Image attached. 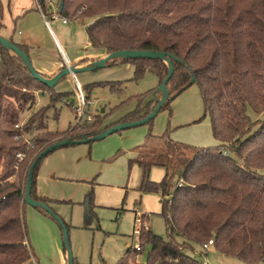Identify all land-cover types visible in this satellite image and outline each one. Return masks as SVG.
<instances>
[{"label": "trees", "instance_id": "obj_1", "mask_svg": "<svg viewBox=\"0 0 264 264\" xmlns=\"http://www.w3.org/2000/svg\"><path fill=\"white\" fill-rule=\"evenodd\" d=\"M44 2L37 0L42 9ZM153 2L58 0L57 10L62 18H92L85 29L88 42L106 55L119 51L163 53L173 73L160 112L170 113L171 102L196 84L209 116L216 146L197 149L174 142L168 132L149 134L129 160L130 166L137 165L142 171L138 191L161 195L165 220L166 239L151 231L138 238L143 251L150 246L145 264H208L186 250L209 240L225 257L244 264H264V119H252V115L264 113V0ZM3 28L0 23V31ZM15 45L27 54L25 46ZM124 63L134 67L133 81L149 72L158 78L159 86L168 74V66L160 60L112 59L106 66ZM114 84L122 82L100 86L120 90ZM38 94H48L50 103L36 110ZM70 95L56 93L36 81L21 59L0 45V264H25L32 259L23 212L27 175L37 156L54 143L99 134L97 122L70 127L63 133L49 130L47 111L59 98ZM147 96L152 98L142 106ZM160 98L161 93L153 89L145 96L129 98L137 106L116 125L145 118ZM24 115L26 121L20 125ZM156 140L163 146L147 148L148 141ZM226 150L230 154H225ZM49 154L34 167L30 190L32 200L48 207L50 200L36 194V177ZM17 155L23 156L21 161ZM153 166L164 169L159 183L148 179ZM176 175L179 183L173 185ZM82 205L91 217L92 193ZM143 251L135 252L129 246L118 264H129L130 256Z\"/></svg>", "mask_w": 264, "mask_h": 264}, {"label": "rangeland", "instance_id": "obj_2", "mask_svg": "<svg viewBox=\"0 0 264 264\" xmlns=\"http://www.w3.org/2000/svg\"><path fill=\"white\" fill-rule=\"evenodd\" d=\"M160 1L154 0L152 5ZM43 6L44 9L39 7L37 0H0V23L4 25L0 36L19 45L28 39L32 48L26 51L35 70L33 61L37 60L36 54L43 64L57 63L52 51L53 40L48 29H45V21L49 22L50 29L61 43L69 45L68 55L72 60H77V64L94 63L98 57H91L103 54L87 45L89 42L85 29L92 18H65L68 23L62 24V17L57 13L58 0H45ZM54 15L59 19L51 20ZM133 76L134 67L128 63L77 73L85 103L83 108L76 86L69 76L65 77L55 86L54 92L71 95L59 98L47 111L49 130L63 133L70 127L97 122L101 133L116 125L118 120L137 106L129 98L145 96L150 89L158 92V78L154 74L146 72L137 81L132 80ZM107 82H122V85L114 84L120 90H111L107 85L100 86ZM94 84L96 85L92 90H83L86 85ZM148 98L149 96L146 97ZM49 103L48 94H38L36 110ZM25 117H21L20 125L26 121ZM192 119L196 121L190 124ZM252 119L261 121L264 113L252 115ZM257 125L256 122L253 130ZM165 132H168L169 138L174 142L193 148L216 146L210 119L205 115L196 84L171 102L170 113L168 110L161 111L146 125L115 133L100 141L57 149L42 160L36 177V191L46 195L50 200L49 208L69 227L68 244L75 264H118L126 253V245L134 248L138 243V237L133 233L136 212L144 215L145 225L152 234L167 238L165 220L161 215V195L140 193L138 188L142 171L137 165H129V160L134 156L133 151L144 143L149 134L160 136ZM160 146L163 143L158 140L147 143L149 149ZM224 152L229 153L228 150ZM80 159L82 160L79 161ZM164 174L163 168L153 166L148 179L159 183ZM93 177H96V184L105 187L92 188L93 209L88 218L87 207L82 205V201L91 191V186L84 181H90ZM178 183L176 175L172 184ZM23 213L29 241L39 256L40 264H59L60 256L63 255V243L57 222L28 205H24ZM149 250L150 246L146 245L142 253L130 256L128 263L145 264ZM186 253L208 264H244L238 259L223 256L213 247L204 252L201 246L192 245V249L186 250ZM32 262L31 259L25 264Z\"/></svg>", "mask_w": 264, "mask_h": 264}, {"label": "water", "instance_id": "obj_3", "mask_svg": "<svg viewBox=\"0 0 264 264\" xmlns=\"http://www.w3.org/2000/svg\"><path fill=\"white\" fill-rule=\"evenodd\" d=\"M0 45L4 49L10 50L15 55H17L21 59L23 65L29 71L31 76L36 81L40 82L42 85L47 87L48 89H54L55 86L62 79H64L67 76H70V75L75 76L77 73H80V72L93 71V70L104 68L106 66L107 62H109L112 59H125V60H127V59H141L142 58V59H146V60H160V61L165 62V64L168 66V74L164 78L162 83L157 88L158 92L161 93V98L159 100H157L156 107L154 108V110L149 115H147L145 118H143L139 121L120 123V124L111 126V127L107 128L106 130H104L103 132H101L98 135L91 137V138H83L80 140H64V141L54 143V144L48 146L45 150H43L37 156L36 160L33 162L32 166L30 167V169L28 171L27 182H26L25 193H24V203H25V205H28L34 209H36V208L42 209L43 211L48 213L57 222V224L59 225L61 232H62V243H63V247H64L65 252H66L67 264H73L74 258L72 256V251H71L69 244H68V231H67V228H66L64 222L48 206H46L45 204H43L41 202L34 201L30 197L32 173H33L34 167L36 166L37 162L41 158H43L47 154H49V153H51L57 149H60V148H63L65 146H69V145L88 144V143H92L95 141H100V140H103V139H105V138H107V137H109L115 133H118V132H121L124 130H129V129L135 128V127H140V126L146 125L147 123L152 121L157 116V114L160 112L165 101L168 99L167 83L169 82V80L172 77L173 66H172L171 62L164 56V54L160 53V52L119 51V52L111 53V54L105 56V58L100 59L98 61H95L94 63H92V66H90L88 68H81L80 70H77L73 67H69V68L65 67L56 76H54L52 78H48V77H44L43 75L38 73L34 69V67L32 66L28 55L26 53H24L20 48H18L15 44L11 43L8 39H5V38L0 36ZM192 82H193V80H192ZM153 98H154V100L157 99L155 94H153Z\"/></svg>", "mask_w": 264, "mask_h": 264}, {"label": "crops", "instance_id": "obj_4", "mask_svg": "<svg viewBox=\"0 0 264 264\" xmlns=\"http://www.w3.org/2000/svg\"><path fill=\"white\" fill-rule=\"evenodd\" d=\"M45 25H46V24H45ZM44 27H45V26H44ZM45 29H48V31L50 32V35H51V37H52V40H53V42L51 41V42H52V51H53L54 55L56 56L57 63H56V64H55V63H49V65L43 64L42 61L40 60V56H38V55L36 54V58H37V60L35 59V60L33 61V63H34L35 66H36V70H37L41 75H43V76H45V77H48V78H52V77L56 76V75L62 70V68L64 67V63H63V60H62V57H61L60 53L63 54L64 58H65L66 61L69 63L70 67H73V68H75V69H81V68H88V67L92 66V63H88V65H79V64H77V63H76L77 60H76V61H75V60H72L71 57L68 55V52H67V51H68V47H69V45L61 43V41L57 38V36L55 35V33H53V31L50 29V26H47V25H46ZM21 45L25 46V47H26V50H28V51H29L30 48H32V45H31V43L28 41V39L25 40V41H22V42H21ZM87 45L90 46L89 43H88ZM102 53H103V54L93 55L91 58L94 59L95 57H98L97 60L102 59V58H104V55L106 56V54H105L104 52H102ZM39 54H41V53H39ZM53 59H55V58H53ZM56 59H55V61H56ZM97 60H95V61H97ZM69 78H70V77H69ZM75 78H76L77 82L79 83V81H78L76 75H75ZM70 80H71V79H70ZM79 84H80V83H79ZM80 86H81V85H80ZM81 87H82V86H81ZM156 87H158V83H157ZM156 87H155V88H156ZM150 90H152V89H150ZM151 98H152V97L149 96V98L146 99V100L143 102V106H144V104L147 103V101H149ZM195 121H196V120H193V119H192L189 123H190V124H191V123H195ZM189 123H188V124H189ZM214 142H215V145L218 144L217 141L214 140ZM133 155H134V156H132V157L134 158L136 155H135V153H133ZM81 160H82V159H80L79 161H81ZM87 181H88V180H87ZM87 181H84V182H86V184L88 183L87 185L91 186V191H90L88 194H90V193L93 194V191H92V188H93V187H98V186H100V188H101V187H105V186H102V185H100V184L98 185V184L95 183V182H96V177H93V178H92L90 181H88V182H87ZM106 188H108V187H106ZM36 194H37V196H39V197L47 198L46 195L41 194V193H39L38 191H36ZM88 194H87V195H88ZM87 195H86V196H87ZM86 196L83 198L84 200H85ZM95 199H96V198H95ZM84 200L82 201V203L84 202ZM95 203H96V204H99V202H95ZM79 204H81V203H79ZM61 235H62V232H61ZM28 243H29V245H30V247H31V251H32V261H35L36 263L40 264V262H39V256L37 255V253H36V251H35L33 245L30 244L29 237H28ZM128 247H129V245L127 244V245H126V249H127ZM59 264H67L66 252L64 253V248H63V255L60 256V262H59Z\"/></svg>", "mask_w": 264, "mask_h": 264}, {"label": "built area", "instance_id": "obj_5", "mask_svg": "<svg viewBox=\"0 0 264 264\" xmlns=\"http://www.w3.org/2000/svg\"><path fill=\"white\" fill-rule=\"evenodd\" d=\"M39 6V5H38ZM40 7V6H39ZM43 18H45L44 16H42ZM51 20H58L59 18L54 15V16H51L50 18ZM61 23L62 24H67L68 21L65 20V18H61L60 19ZM45 24L47 26H49V22L48 21H45ZM61 57H62V60H63V63H64V67L66 68H69L70 65L69 63L66 61V59L64 58L63 54L60 53ZM72 83L74 84V86H76L77 90H78V99H79V102L80 104L82 105V108L85 106V103H84V100H83V96H82V90H81V86L80 84L77 82L76 78L74 75H70L69 76ZM83 112V111H82ZM16 128L18 126H15ZM17 158L21 161L23 156L22 155H17ZM134 223H135V226H134V235L137 236L139 238V236L142 234V233H146V232H149L150 231V228L145 225L146 222L144 220V217L142 214H140L139 212H136L135 213V219H134ZM213 240H209L207 243L203 244L201 246V249L205 252L206 250H208L210 247L213 246ZM132 248V247H131ZM133 251L135 252H140V251H143V247L140 245V243L138 242L137 244L134 245V248H132ZM29 264H35L34 261L32 263H29ZM138 264V263H136Z\"/></svg>", "mask_w": 264, "mask_h": 264}]
</instances>
